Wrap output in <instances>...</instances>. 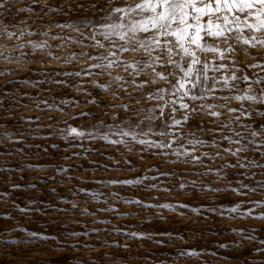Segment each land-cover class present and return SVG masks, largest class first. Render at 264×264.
<instances>
[{
  "label": "rangeland",
  "instance_id": "obj_1",
  "mask_svg": "<svg viewBox=\"0 0 264 264\" xmlns=\"http://www.w3.org/2000/svg\"><path fill=\"white\" fill-rule=\"evenodd\" d=\"M74 2L91 4L93 0ZM96 2L103 3V0ZM18 6H21L19 0H11L8 7L12 11L4 12V16L11 17ZM66 10L69 16L59 17L61 23L67 22L85 31L97 24L96 18L85 15L79 8L68 9L66 6ZM56 22L50 14L47 21L35 17L28 19L23 27L35 24L39 26L36 30H49L51 23L52 31L60 36H71V40L40 36V40L47 42V49L25 48V52L32 53V58L26 62L0 63V100L4 101L0 106V212L10 213L7 222L0 219V228L6 230V235L0 238L3 241L0 244V264H41L42 261L48 264H246L255 255L249 252L248 245L258 244L264 239V232L257 227L259 235L255 241L244 242L230 229L246 224L259 226L264 221L233 219L227 212L221 217L219 211L211 212L212 207L231 206V201L239 197L227 191L207 190L218 185L222 188L228 186V180H222L220 176L240 170L220 169L218 166L234 162V158L227 154L220 158H205L204 164L213 170L207 176H201L199 172L185 174L179 180L174 176H161L162 172L175 166L170 162L161 164L160 158L153 155L156 149L137 143L131 136L121 137L119 134L126 131L135 135L137 140L158 142L160 125L155 118L159 112L153 110L156 101L141 96L117 98L113 93L119 85L107 75V70L104 75H92L90 79L58 74L78 70L87 57L64 63L54 56L77 55L89 49L77 42V34L71 29H56ZM27 39L37 37L29 35ZM99 51L95 49L93 54ZM259 51L253 50L252 56ZM252 56L244 58L251 61ZM30 68L32 71H28ZM119 74L112 72L113 76ZM25 80L29 82L25 83ZM55 80H76V83L57 85L53 83ZM93 81L113 85L112 91L93 87ZM92 99L100 103H91ZM123 104L130 105L129 109L122 110L120 105ZM176 118H181V114ZM208 119L201 113L190 122L191 127H185L183 131H195L197 123ZM220 119H212V128L220 123ZM70 127L83 128L92 136L77 138L69 135L66 130ZM224 131L247 135L250 129L233 125ZM104 135L110 140L125 142L112 145L101 139ZM205 136L207 132L201 138ZM231 147L234 149L235 145ZM201 151H209L214 156L217 149L205 146ZM252 155L249 153L250 157ZM204 171L206 169L201 167L200 172ZM124 179H135L140 183H109L110 180ZM255 179H264V174L257 170ZM14 183L20 188H13ZM180 183H185L186 187L181 189ZM232 183L238 186L235 180ZM31 184H35V188L28 187ZM153 184L157 187L152 188ZM53 188L55 192L51 191ZM68 189L72 191H66ZM117 192L119 195L113 196ZM139 198H144L145 203H170L174 207H157L150 212L125 202ZM250 198L264 199V192L250 193ZM13 202L18 207H13ZM185 203L188 207H180ZM73 205H78L79 210ZM193 208L199 211L193 212ZM19 209L42 211L32 212L27 219H22ZM259 211L257 209V213ZM18 228L42 231L55 236L60 243L42 244L34 238L29 244L25 241L27 231L19 232ZM247 231L250 232L251 227ZM72 232L80 235L71 236ZM234 241L245 243L246 247L243 250L236 248ZM220 243H227L230 247L220 248ZM188 248L203 249L206 259L200 261L195 257L179 256L181 250ZM213 252L217 253L216 258L212 257Z\"/></svg>",
  "mask_w": 264,
  "mask_h": 264
},
{
  "label": "snow or ice",
  "instance_id": "obj_2",
  "mask_svg": "<svg viewBox=\"0 0 264 264\" xmlns=\"http://www.w3.org/2000/svg\"><path fill=\"white\" fill-rule=\"evenodd\" d=\"M10 3L11 0H0V63L11 65L26 62L32 58V53L25 52V48L47 49V42L40 40V36H50L53 40H71V36H60L52 31L51 23L49 30H36L39 26L35 24L23 27L28 19L35 17L47 21L52 14L57 20L56 29H71L77 34V42L89 49L77 55L69 53L62 57L54 56L64 63L87 57L85 64L78 70L58 74L90 79L92 75H104V70H107V75L119 85L113 93L117 98L122 99L127 95L134 99L135 96H141L156 101L153 110L159 112L155 118L160 125L157 133L159 141L137 140L135 135L126 131L119 133L121 137L131 136L137 143L156 149L153 155L160 158L161 164L167 165L170 162L175 166L162 172L161 176H174L177 180L185 174L193 175L196 172L201 176L209 175L213 170L204 164L205 158H220L225 154L232 156L234 162L229 161L218 167L240 171L220 176V179L228 180L226 188L218 185L207 190L217 193L227 191L239 199L231 201L229 207L220 205L212 207L210 211H219L221 217L227 212L233 219L264 221V199L250 198V193L264 192V179H255L257 170L264 174V0H103V3L93 0L91 4H76L74 0H19L21 6L15 8L13 15L4 16V12L12 11L8 7ZM66 6L68 9L79 8L85 15L91 14L97 19V24L85 31L67 22H59V17L69 16ZM20 16L25 18L19 19ZM29 35L37 39L29 40ZM95 49H99V53L93 54ZM257 49L261 51L252 56L253 50ZM244 56H252V60L248 61ZM113 71L121 74L113 76ZM157 81L164 83L159 84ZM53 83L64 85L76 83V80H55ZM92 84L106 91H112L113 87L97 81ZM90 102L100 103L96 99ZM232 102H235V106H232ZM3 104L4 101L0 100V106ZM129 107L128 104L120 105L122 110ZM201 113L209 119L197 123L195 131L185 133L183 129L191 127L190 122ZM177 114H181V118L177 119ZM81 115L89 116L91 113ZM213 118L220 119L215 128L211 126ZM233 125L250 131L247 135L239 131L225 133L224 130ZM66 131L77 138L92 136L90 131L83 128L70 127ZM205 132L207 136L201 138ZM101 139L112 145L125 142L110 140L107 135ZM231 145H235V148ZM205 146L217 149L214 156L209 151H201ZM249 153L253 155L250 157ZM201 167L206 171L200 172ZM234 180L238 186L233 185ZM109 183L132 185L140 181L124 179L110 180ZM192 184L195 187V181ZM35 186L28 185L30 188ZM12 187L19 189L20 185L14 183ZM151 187L157 186L153 184ZM179 187L183 189L186 184L180 183ZM51 191L55 192L56 189ZM80 191L85 192V189ZM117 195L118 192L113 193V196ZM125 202L139 205L150 212L157 207H174L170 203H145L144 198ZM13 207H18L15 202ZM180 207L188 205L185 203ZM73 208L79 210L78 205H73ZM257 209L261 211L257 213ZM41 211L19 209V214L22 219H27L32 212ZM192 211L197 212L199 209L193 208ZM84 212L87 214V209ZM9 218L10 213L0 212V219L7 222ZM248 227H251L250 232L247 231ZM257 227L264 232V224H246L240 228L233 227L230 231L238 234L241 241L254 242L256 235H259ZM17 230L27 231L25 241L29 244L34 238L42 244L60 243L55 236L46 235L42 231L26 228ZM5 235L6 230L0 228V238ZM70 235L79 236L80 233L72 232ZM233 246L241 250L246 247L245 243L235 241ZM219 247L228 248L230 245L220 243ZM248 250L255 255L246 264H264V239L254 246L248 245ZM211 255L217 257L215 252ZM179 256L195 257L200 261L206 259L204 250L197 248L183 249ZM41 264L48 262L42 261Z\"/></svg>",
  "mask_w": 264,
  "mask_h": 264
}]
</instances>
